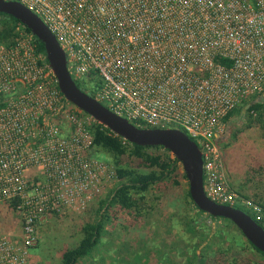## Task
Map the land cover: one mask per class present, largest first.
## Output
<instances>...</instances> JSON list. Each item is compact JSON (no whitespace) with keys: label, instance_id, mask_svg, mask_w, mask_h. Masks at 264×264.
I'll use <instances>...</instances> for the list:
<instances>
[{"label":"built area","instance_id":"2783aa9c","mask_svg":"<svg viewBox=\"0 0 264 264\" xmlns=\"http://www.w3.org/2000/svg\"><path fill=\"white\" fill-rule=\"evenodd\" d=\"M15 1L56 35L77 83L138 125L185 131L202 151L206 193L245 206L264 225L262 206L240 203L213 171L225 117L264 94V0ZM25 27L17 26L12 47L0 39V203L17 200L22 227L19 239L0 236V264H29L39 224L63 213L95 183L87 173L104 167L85 160L95 119L60 95L47 56ZM67 110L85 116L83 135L56 123ZM107 170L111 189L119 179L115 166Z\"/></svg>","mask_w":264,"mask_h":264},{"label":"rangeland","instance_id":"374dc122","mask_svg":"<svg viewBox=\"0 0 264 264\" xmlns=\"http://www.w3.org/2000/svg\"><path fill=\"white\" fill-rule=\"evenodd\" d=\"M248 117L247 111L244 115L240 112L226 123L224 133L219 136L222 139H216L220 158L213 171L240 196V203L244 199L262 205L264 209V123L251 121ZM79 119L67 110L56 119V123L59 127H64V123L74 128L78 126L80 135H83L85 116L82 114ZM71 135L72 131L67 129L64 138L69 139ZM150 152L171 155L163 147H153ZM85 158L98 159L104 167L101 171L87 173V176L96 177L95 183L88 186L85 193L76 195V200L67 205L66 211L50 213L39 224V241L29 253V264L59 263L63 252L79 243L84 225L95 218L99 207L97 191L113 185L107 170L110 163L108 153L97 152L91 147ZM179 167L183 169L181 163ZM32 174L37 176L36 171ZM80 186H84L82 181ZM188 187L187 180H182L180 187H173L166 195L160 189H151L145 193L148 206L143 216L134 211L110 217L100 244L78 264H196L195 253L200 258H211L224 240L239 241L240 248L254 253L230 222L214 220L188 205L182 193ZM185 217L198 221L194 229L187 227ZM21 232L19 213L9 207V203H0V236L9 234L19 239ZM257 257L264 262L262 255L257 254Z\"/></svg>","mask_w":264,"mask_h":264},{"label":"trees","instance_id":"16d2710c","mask_svg":"<svg viewBox=\"0 0 264 264\" xmlns=\"http://www.w3.org/2000/svg\"><path fill=\"white\" fill-rule=\"evenodd\" d=\"M19 24L22 23L14 17L0 13V39L8 47H12L15 43V37L17 35L16 28ZM25 28L28 32H31L27 27ZM34 37L38 52L46 57L44 43L35 35ZM78 85L84 89L81 84L78 83ZM59 93L66 100L63 93L61 91ZM259 97H262V95L259 94L245 100L239 107L229 112L225 117L226 123H229L236 114L240 113L252 101H255V103L250 105L247 110L249 120H258L264 123V101L257 100ZM251 121H249L250 124ZM91 131L94 136V149L97 152L105 151L108 153L110 157L109 162L115 166L119 182L105 196L100 195L98 197L99 207L96 210L95 218L84 225L83 235L79 243L74 247L67 248L63 252L61 261L57 264H78L80 260L90 255L100 244L106 222L110 217H117V214L120 212L127 213L134 211L137 212L138 216H143L146 211V206H148L146 204L145 193L151 189H160L166 195L171 192L173 187H180L182 180H187L188 182L184 170H181L179 167L180 161L175 156L154 155L150 152L151 148L158 146H142L130 143L96 120L92 123ZM218 138L222 139V137ZM161 147L159 146V148ZM182 193L188 205L200 210L191 197L189 187L185 190L183 189ZM16 204H18L17 200L10 201L9 207L13 208ZM235 206L245 209L248 213L251 211L243 205ZM201 212L204 213L203 211ZM252 216L256 219L254 215ZM186 217L184 221H186L187 227L194 229L198 221L193 218L189 220ZM209 217L214 220L224 219L230 222L236 228L240 237L245 239V244L254 253L240 248L239 241L235 240L234 242H230L224 240L219 246V251L216 250L211 258H200L195 253L197 257L196 264H205V262L207 264H264L263 261L261 262L257 259V254L264 257V252L246 239L233 222L223 217H214L211 215Z\"/></svg>","mask_w":264,"mask_h":264},{"label":"water","instance_id":"95a60500","mask_svg":"<svg viewBox=\"0 0 264 264\" xmlns=\"http://www.w3.org/2000/svg\"><path fill=\"white\" fill-rule=\"evenodd\" d=\"M0 13L17 19L44 43L47 59L58 79L59 89L67 100L130 143L162 146L169 150L183 166L191 197L197 207L207 215L223 217L233 222L246 239L264 252V225L252 216L253 213L216 201L206 193L204 158L194 139L179 128L141 126L115 113L78 85L68 69L66 52L40 15L15 0H0ZM262 97L264 99V95ZM254 103L252 101L243 108L242 114Z\"/></svg>","mask_w":264,"mask_h":264},{"label":"flooded vegetation","instance_id":"af4514ba","mask_svg":"<svg viewBox=\"0 0 264 264\" xmlns=\"http://www.w3.org/2000/svg\"><path fill=\"white\" fill-rule=\"evenodd\" d=\"M84 89H85L86 91H88L86 88H84ZM263 95H264V94H263ZM257 100H259V101H261V102L264 101L263 97H259V99H257ZM248 105H249V104H248ZM246 106H247V105H246ZM246 106H245V107H246ZM245 107H244V108H245Z\"/></svg>","mask_w":264,"mask_h":264}]
</instances>
